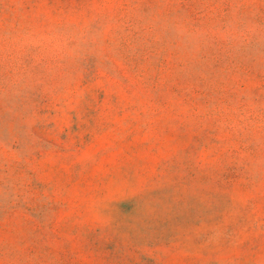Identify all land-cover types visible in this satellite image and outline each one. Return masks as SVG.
<instances>
[{
    "label": "rangeland",
    "instance_id": "rangeland-1",
    "mask_svg": "<svg viewBox=\"0 0 264 264\" xmlns=\"http://www.w3.org/2000/svg\"><path fill=\"white\" fill-rule=\"evenodd\" d=\"M0 264H264V0H0Z\"/></svg>",
    "mask_w": 264,
    "mask_h": 264
},
{
    "label": "clouds",
    "instance_id": "clouds-1",
    "mask_svg": "<svg viewBox=\"0 0 264 264\" xmlns=\"http://www.w3.org/2000/svg\"><path fill=\"white\" fill-rule=\"evenodd\" d=\"M227 30L235 32L237 38L251 41L258 39L255 25L243 22H229ZM173 34L186 46L196 47L201 40V34L190 31L184 24L173 26ZM12 44L19 50L32 51L38 57L49 59L70 58L77 54L81 47V38L59 29L38 31L30 30L19 33L11 38Z\"/></svg>",
    "mask_w": 264,
    "mask_h": 264
}]
</instances>
